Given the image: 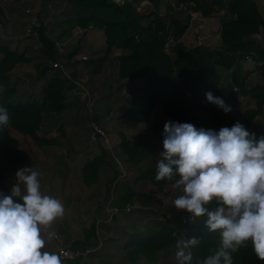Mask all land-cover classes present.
<instances>
[{
  "label": "trees",
  "instance_id": "1",
  "mask_svg": "<svg viewBox=\"0 0 264 264\" xmlns=\"http://www.w3.org/2000/svg\"><path fill=\"white\" fill-rule=\"evenodd\" d=\"M47 1L44 0L43 6L51 0ZM66 1L71 6L68 17L72 24L69 25V29L80 27L86 30L90 26L101 28L105 37L106 50L111 51L113 48L121 50L116 59L119 78L128 82V101L126 113L123 116L130 124L150 122L154 109L159 107L162 116L168 121L191 122L196 127L203 126L218 130L225 125L231 126L239 120L250 131L258 133L259 130H254L253 124L255 119L264 113V81H256L246 87L251 71L242 68V60L251 56L253 60L260 63V71L264 77V47L252 36L264 27V14H262L264 8L259 6V1L174 0L178 6L184 5L186 9H189L188 11L198 12L203 18L220 10H225L227 16L220 20L217 32L219 43L216 46L208 48L193 45V38H191L190 46L177 48L173 53L165 51L167 35L171 32L172 44L177 43L187 31L188 21L181 22L169 16L167 12L160 14L155 9L149 10L147 7V15H153V18L140 30L125 36L118 30L120 21L114 20L113 17L102 19L97 16V12L105 8L111 9V12L119 10V3L114 0ZM148 2L155 8L158 0H148ZM2 12L0 7V14ZM33 29L40 38L42 52L52 60V67L54 62L72 59L79 49V46L75 45L67 53H63V48L56 45V39L44 32L45 26L40 24ZM31 33L30 30L29 35ZM31 61L30 56L12 48L10 43H0V86H2L0 105L7 107L10 115L8 125L0 129V192L3 193L9 192L14 183L12 169L23 159L19 141L9 134L8 127L28 135L38 146L56 144V137L47 138L38 133L43 113L63 111L67 107L65 91L75 84L74 80L61 77L60 73L56 72L47 77L37 94L20 92L16 86L18 79L11 80V70L18 63ZM40 63L42 61L36 63L38 67L40 65L38 77H43L51 70L49 68L51 66ZM218 67L229 70L231 85L233 89H236L235 91L230 87L226 89L217 85L218 80L221 79ZM207 91H212L214 95L223 98L233 110L225 113L218 105L209 102L205 96ZM155 126L159 132L158 141L163 149V124L158 122ZM119 137L120 153L123 155L121 159L125 163L135 164L148 153L146 145H139L125 133L119 132ZM107 157V150L101 147L99 155L85 161L82 176L86 185L98 180L100 168L107 163ZM147 158L148 162L139 170L137 179L146 180L157 190L162 191L167 184L174 182L178 177V174H175L172 179L156 180L157 161L149 162V157ZM134 195L135 192L126 188L120 195L116 207L120 210L126 207L134 200ZM152 196L156 201H161L156 194L152 193ZM215 206V200L207 205L210 209H214ZM137 210L139 209L133 208L126 214L135 218L136 215L133 213ZM185 216L186 214H171L164 221L143 225L142 228L138 227L136 225L138 221L134 220V224L120 231L121 250L131 261L140 257L154 260L159 251L175 245L177 239L188 233V237H199V244L193 249V264H196L197 257L202 258L208 255L218 246L220 236L218 231L207 230L204 225L206 216L195 220H191L189 216L187 223ZM112 227L118 229V224L110 226L109 229ZM95 229L93 223L85 240L74 241L71 246L84 248L94 245L95 242H92L89 237L93 236L92 232H95ZM76 262L79 261H68L65 264ZM234 264H264V260H260L255 255L249 243L247 247H242L234 253Z\"/></svg>",
  "mask_w": 264,
  "mask_h": 264
},
{
  "label": "rangeland",
  "instance_id": "2",
  "mask_svg": "<svg viewBox=\"0 0 264 264\" xmlns=\"http://www.w3.org/2000/svg\"><path fill=\"white\" fill-rule=\"evenodd\" d=\"M114 1L119 3V10L116 9L111 12V9L110 11L109 9L105 8L98 11L97 16L98 18L102 19L113 17L114 20L120 21L118 30L122 35L126 36L136 30H140L142 27L146 26L149 20L153 18V15L149 16L146 13L147 7L149 6L146 3L143 6L137 8L136 5L134 7V0ZM43 2L44 0H0V7L3 11L0 14V43H10L12 48L17 49L19 52H25L26 55L32 58L30 63L16 64L10 73L12 81L18 79L16 85L18 90L20 92H25V94L28 92H31L33 95L37 94V92L40 91L42 83H44L47 77L51 76L53 73L59 72L61 77L70 78L73 73V68H76V70L79 71L77 73L79 78H76L78 83H75L72 87H70V91L68 89L65 91L68 97L78 96V103L76 105L73 104L68 106L66 110L64 109L60 113L54 111L43 113L44 121L38 131L39 134L45 137L58 136L60 142H57V144L54 145L51 144V146L43 145L40 147L36 145L28 135H24L12 129L11 127H8L9 134L18 139L19 148L22 150L24 155V158L21 160V162L15 166L22 167L24 165H29L34 170L38 171V179L40 180L41 184H46V189L50 188V190H52L48 194L59 198L64 205V215L56 218L48 227V231L54 232L55 236L48 238L47 232L42 233L46 239V250L57 251V248L60 245H72L73 240L82 242L85 240L86 235L90 233L91 225L94 223L96 231L92 232V237L91 235L89 237L92 242H95L94 245H89L91 248H93V251L85 260L76 262L74 264H177L175 258V245L166 250L159 251L154 260H147L143 257H140L135 261H131L126 258L125 253L121 250L119 237H121L120 231L125 229V227H130L133 224L132 215L129 217L126 212L123 211V209L116 213L112 212H114V207L117 205L120 195L126 188H131L133 189V192L138 194V196H143L144 194L145 198L148 200V205L154 206V208L158 209L157 211H159L155 212L153 208L145 209L143 214H145V220H147V222L150 220L157 222V220H159L158 216L162 211L163 213L169 215L186 214L185 218L187 223L191 213L187 212L186 210L176 209L172 203L175 197L182 194L181 188L175 185V180L178 177L174 180V182L167 184L165 186V190H162L167 192V195H165L164 192L157 190V188L150 182L137 179L139 174L138 167H142L148 162L145 160V155L140 158L141 160L138 161V164H136L135 167L134 163L129 164V166H133V168L130 170L124 169L123 172V170L117 169L118 171L115 173L113 169L110 168V176L108 177V180L105 181V186L100 189L102 191L101 199L98 200L100 204L96 209L95 196L94 199L92 196L86 197V195L89 193L85 196H82L83 193L81 190H83V187L81 184V176L78 178L79 167L70 166V168H67L66 166H63L62 162H70L76 159L77 156H80L81 153L79 152H82L85 145L88 144L85 135L87 133L89 136V130L86 123H84V121H86V117L88 118V116L86 114L85 107L83 106V97L85 96V91L82 90V85H88V77L91 74L88 70H86V67H84L83 61L89 56H95L103 53L104 49L106 48V43L101 28L90 26L88 29H86L89 34L88 36L87 32L83 31V29L80 27L69 29V25L72 24V21L68 17V12L71 6L66 0H51L50 3L45 4V6H43ZM257 2L260 7H264V0H257ZM112 7L116 8L115 5H112ZM154 9L160 14H165L167 12L169 16L176 18L181 22L189 20L188 15H192L190 12H193L196 18L199 15L198 12L188 11L189 9H186L184 5L178 6L174 0H158ZM226 16V11L220 10L217 12H212L209 17L205 18V25L208 29V32L211 34L209 43L205 45L206 47L212 48L219 43V39L215 34L218 32L220 27V20ZM198 20L201 21L199 18ZM193 22L194 23H192L189 28H187L184 36L181 37L177 43L172 44L171 42L165 51L173 53V51L177 48H185V46H190V42L192 41L191 38H193L192 32L194 29L192 26L194 27V24H196L197 20L195 19ZM40 24L46 27L44 31L45 33L55 38L56 42H61V44H63L61 45L63 47V53H67L69 50L74 48L75 45L79 46V49L74 56V60H77V64L69 63L65 60L60 61V59L56 57V59L62 62L63 67H56L55 69L52 67V60L46 57V55L42 52L40 38L38 33H36L33 29L34 26H39ZM28 29H30L32 32L30 35H26ZM58 35L60 36L59 39ZM84 36H86V38ZM252 36L258 38L262 44V47H264V28L261 29L259 33ZM114 49L115 50L113 52L115 54L120 53L119 48ZM39 61H42V63L46 64L47 66H51L49 67L51 70L47 72L46 76L38 77L40 65L38 67L36 66V63ZM116 62L117 63L115 66H118V60H116ZM242 68L244 70L251 71L246 82V87L251 86L256 81H264V77L260 71V63H257L255 60H253L251 56H248L245 60H242ZM115 69L117 70H113L115 75H110L112 76L110 77L111 81H113L115 78H118V69ZM110 70H112V68ZM218 71L221 74V79L218 80L217 85H221L226 89L228 87L233 89L230 81L229 70L226 71L218 67ZM102 75L103 73L100 72L98 74H93V77L96 81H99L101 80ZM123 83L128 84L127 81L122 80L121 84L119 85L120 90H122L121 86L124 85ZM115 85L116 83L112 82V90H109L108 92L107 90L104 92H99L97 90L90 92L89 90L91 97L95 93V102L97 101V104L95 103L96 108L100 110L101 113L106 117V124L102 126L110 140V145H112V152L117 156V152H120L121 150L119 147V132L121 131L126 133L127 137L136 141L139 145H146L148 148L149 162H156L160 158L162 146L157 138L159 132L157 128H155V124L160 122L164 125V123L168 120L164 119L160 108L156 107L153 111V117H151L150 122L148 121L147 123L141 122L139 124H134L133 128L132 124L123 123L120 126L121 130L116 127L117 130L120 131L112 133V122L117 120V117L121 119L117 123L123 121V119H126L123 118V115L126 113L125 106L120 107V110L119 112L117 111L116 115L109 114V101L106 100V96L109 93L110 95H117V91L113 90ZM124 89L125 91H122V95H120V98L123 102L126 100L128 101L127 86ZM67 91H69V93H67ZM111 98L113 99V96H111ZM70 100H73V98H70ZM73 112L76 113L75 119L77 120V124L72 120ZM126 121L128 120L126 119ZM253 128L258 129V132L264 133V113L255 119ZM72 136L74 138L72 139L70 145V138ZM98 147L100 150L101 147L105 146H102V144L94 145L96 151L98 150ZM95 150L93 149V152H95ZM108 153L109 166H116L115 161L112 158V154L110 152ZM119 156L122 158L120 154ZM49 159L51 160L50 163L53 164L48 162L50 161ZM45 160H48L46 161L47 164H45ZM123 165L126 166L124 161ZM68 171V179L66 177L65 180L63 178ZM15 172L16 170L13 173V178L16 179ZM62 179L63 184L60 183ZM67 184L68 186H66ZM41 189H43V186H41ZM66 189L67 193L64 194ZM54 190H57V192ZM156 192L163 198V201L160 204H153V201L150 202L151 194H155ZM170 195L172 198H170ZM134 200L138 201L139 204H142L138 199L135 198ZM94 209H96L95 213L92 211ZM106 215H108V217L114 215L113 220H111L109 224H118V229L117 227H115L116 229L112 227L108 232H103L97 229V224L102 222L101 219ZM136 225L140 228L143 227V224L140 222ZM188 236L189 235L187 233L184 237L187 238ZM110 237L112 239H109Z\"/></svg>",
  "mask_w": 264,
  "mask_h": 264
},
{
  "label": "clouds",
  "instance_id": "3",
  "mask_svg": "<svg viewBox=\"0 0 264 264\" xmlns=\"http://www.w3.org/2000/svg\"><path fill=\"white\" fill-rule=\"evenodd\" d=\"M140 2L134 0V7L144 5ZM146 4L149 10L154 9L148 0ZM205 96L225 113L233 110L212 91ZM9 120V110L0 105V129ZM88 120L89 116L87 125ZM162 136L163 149L156 162L155 179H172L178 174L175 185L182 194L173 199L175 208L191 213V220L206 216L207 230L219 232L218 246L208 255L197 257L196 264H234V253L249 243L255 255L264 260V133L257 136L239 120L218 130L169 120L163 125ZM110 148L105 149L114 159L112 145ZM15 177L17 182L9 192H0V264H65L64 250H46L42 234L47 232L48 238L55 236L48 227L64 215L63 203L42 192L39 173L31 166L18 168ZM213 200L216 206L210 209L207 205ZM198 244L197 236L177 239V264H193V249Z\"/></svg>",
  "mask_w": 264,
  "mask_h": 264
},
{
  "label": "crops",
  "instance_id": "4",
  "mask_svg": "<svg viewBox=\"0 0 264 264\" xmlns=\"http://www.w3.org/2000/svg\"><path fill=\"white\" fill-rule=\"evenodd\" d=\"M264 8V7H263ZM263 10L264 9H262V14H263ZM205 19V18H204ZM264 28V27H263ZM262 28V29H263ZM83 31H86V30H84L83 29ZM87 32V31H86ZM91 33H93V32H91ZM89 34H88V32H87V36H88ZM216 35V37H218V33H216L215 34ZM85 38H86V36H84ZM254 39H256V40H258V38H256V37H253ZM259 41V40H258ZM260 42V41H259ZM56 45L57 46H61V45H63V44H61V42H57L56 43ZM62 47V46H61ZM75 47V46H74ZM63 48V47H62ZM116 49H118V48H116ZM115 49L113 48L111 51H107L106 50V48L104 49V52L103 53H101V54H98V55H95V56H89L88 58H85L84 59V61H83V63H84V67H86V70H88L89 72H90V74L91 75H89V77H88V85H86L85 84V87L88 89V90H90V92L91 91H99V92H104L105 90H107V92L109 91V90H112V87H111V85H112V82L113 83H116V85H115V87H114V91H117V95L116 96H114V94H112V95H110V93L106 96L107 97V101H109V107H108V110H109V114L110 115H116V113H117V111L119 112V110H120V107H122V106H125L126 107V104H127V100L126 101H122V99L120 98L121 96L120 95H122V91H125V89L124 88H126V86H127V84L125 83L123 86H121L122 87V90H120V88H119V85L121 84V82H122V80H125V79H121V78H119V75H118V78H115V79H113V81H111L110 79V77H112V76H110V75H115V73H114V71L113 70H116L115 68H117L118 69V66H115L116 65V56L118 55V54H115L113 51H114ZM120 52H121V50H120ZM120 54V53H119ZM75 56V55H74ZM74 56L72 57V59H70V60H68L66 57H63V59H67L66 61H68L69 63H73V64H77V60H74ZM84 57V56H83ZM112 68V70H110ZM73 73H72V76H70V79H72V80H74V81H76L77 82V80H76V78L78 79L79 78V76H78V72L79 71H77L76 70V68H73ZM113 71V72H112ZM117 71V70H116ZM103 73V75H102V77H101V80H95L94 79V77H93V74H98V73ZM47 75V74H46ZM109 75V76H108ZM247 82V81H246ZM78 83V82H77ZM70 91V90H69ZM69 91H67V93H69ZM111 92V91H110ZM111 96H113V99L111 98ZM70 98H73V100H70ZM92 98H93V100H94V106H95V118L97 119V121H99L100 122V124L101 125H105L106 124V117H105V115L104 114H102L101 113V111L100 110H98L97 108H96V104H97V101L95 102V100H96V97H95V93L92 95ZM120 99H121V101H120ZM78 101H79V99H78V96H67L66 95V103H67V107L68 106H71V105H76L77 103H78ZM96 103V104H95ZM84 106V105H83ZM66 107V108H67ZM66 108H65V110H66ZM58 113H60V112H58ZM72 113V112H71ZM108 114V115H109ZM75 115H76V113L75 112H73V118H72V120H73V122H75L76 124H77V120L75 119ZM69 116H71V115H69ZM86 117V116H85ZM114 117H117V116H114ZM123 118H124V116H123ZM87 117H86V121H84V123H86V125H87ZM121 119H119L118 117H117V120H114L112 123V125H113V130H112V133H116V131H120L121 129H120V126H121V124H123V123H127V124H129V122L128 121H126V119H123V121H121V122H119V123H117L118 121H120ZM125 120V121H124ZM43 121H44V116H43V120H42V123H43ZM255 122V121H254ZM41 123V124H42ZM41 127V126H40ZM116 127H118V129H120V130H117V128ZM134 127V124H132V128ZM87 128H88V125H87ZM40 129V128H39ZM88 130H89V128H88ZM255 130V129H254ZM121 132V131H120ZM126 134V133H125ZM41 135V134H40ZM55 137V136H54ZM85 137H86V141L88 142V144H86L85 145V147H84V149L82 150V152H79V153H81L80 154V156H77V158L76 159H74V160H72V161H70V162H62L63 163V166H66L67 168H70V166H78L79 167V177L78 178H80V176H81V184H82V187H83V190H81V192L83 193L82 194V196H85L86 194H88V195H86V197L87 196H92L93 197V199H94V196L96 197V209H97V206L100 204V202L98 201V200H100L101 199V188H103L105 185V181L106 180H108V177L110 176L109 174V172L111 171L110 170V168L111 169H113V171L116 173L117 172V167L116 166H109V159H108V157L106 158V161H107V163H105V164H103L102 166H101V168H100V171H99V178H98V180L96 181V182H94V183H92V184H90V185H86L85 183H84V181H83V176H82V168H83V165H84V163H85V161L87 160V159H92L93 157H95V156H97V155H99V153H100V150H101V148H100V150H99V147H98V150L96 151L95 149L96 148H94V145H97L96 143H93V142H91L90 141V139H89V136H88V134L86 133V135H85ZM48 138V137H47ZM56 138H57V142H60V140H59V138H58V136H56ZM74 137L72 136L70 139V145H71V142H72V139H73ZM57 144V143H56ZM89 144H91V145H89ZM52 145H54V144H52ZM43 146V145H42ZM45 146H51V144L50 145H45ZM41 147V146H40ZM71 148V147H70ZM93 149L95 150V152H93ZM147 153V152H146ZM117 154L119 155H121V153L120 152H117ZM122 156V158H123V155H121ZM145 156H146V158L148 157V153L147 154H145ZM23 158H24V155H23ZM146 158H145V160H146ZM148 159V158H147ZM50 160V159H49ZM141 160V159H140ZM139 160V161H140ZM46 161H48V160H45V164H47L46 163ZM34 162V161H33ZM49 163L51 162V160L50 161H48ZM50 164H53V163H50ZM126 164V166H124L123 165V168L124 169H126V170H130L131 168H133V166H129V163H125ZM136 164H138V162L137 163H135V165H134V167L136 166ZM144 166V165H143ZM142 166V167H143ZM142 167H138L139 168V170L140 169H142ZM18 168H20L19 166H14L13 167V172L15 171V170H17ZM66 168V169H67ZM69 175V171L68 172H66V175H65V177L63 178V179H65L66 180V177ZM63 179L60 181V183L61 184H63ZM67 179H68V177H67ZM13 181H14V183H16L17 181H16V179L15 178H13ZM52 181V180H51ZM46 182V181H45ZM41 186H43V189H41L42 190V192H44L45 194H48V193H50V191H52V190H50V188H48V189H46V184H41ZM66 186H68V184L66 185ZM131 189V188H130ZM155 189V188H154ZM132 191H133V189H131ZM163 190H165V187H164V189ZM55 192H57V190H54ZM161 191V190H160ZM162 192H164V194L165 195H167V192H165V191H162ZM8 193V192H7ZM7 193H4V194H7ZM65 193H67V189L65 190V192H64V194ZM156 194V196H157V198H160L161 199V201L159 202V201H156L155 199H154V197L152 196V194H151V201L150 202H152L153 201V204H160V203H162V201H163V198H162V196L160 195V194H157V192L155 193ZM75 196H78V195H75ZM138 199L141 203H142V205H144V206H146L147 208L146 209H151V208H154V206H152V205H148L149 203L147 202L148 200L145 198V195L143 194V196L142 195H139L138 196V194H136V192H135V195H134V198L133 199ZM170 198H172V196L170 195ZM16 199H18V198H16ZM87 199V198H86ZM151 204V203H150ZM96 209H94V210H92L93 211V213H95L96 212ZM139 210H137L136 212H135V215H136V217L134 218V217H132V223L134 224V220H137V221H139L141 224H143V225H151V224H154V223H156V221L154 222L153 220H150L149 222H147V220H145V214H143V211L145 210V208L142 206V209H140V208H138ZM95 216V215H94ZM110 217V216H109ZM108 217V215H106V216H104V218H102L101 220H102V222H100L99 224H97V229L98 230H101V231H103V232H108L110 229H109V227L110 226H113V225H110L109 224V222L111 221V220H113V218H114V215H111V217L109 218ZM130 217V216H129ZM128 217V218H129ZM107 221H108V223H107ZM157 221H159V220H157ZM138 222V223H139ZM105 223H107V224H105ZM96 231V230H95ZM73 242H74V240H73ZM65 245H69V244H65Z\"/></svg>",
  "mask_w": 264,
  "mask_h": 264
},
{
  "label": "built area",
  "instance_id": "5",
  "mask_svg": "<svg viewBox=\"0 0 264 264\" xmlns=\"http://www.w3.org/2000/svg\"><path fill=\"white\" fill-rule=\"evenodd\" d=\"M141 7V5H138L137 8ZM198 18L201 20L199 21ZM197 20L196 24H194V27L192 26L193 32V45H197V46H205L206 44L209 43V38L211 36V34L207 31L206 25H205V19L203 17L200 16H194V14L192 13V15H190L189 20H188V28L189 26L194 23V20ZM30 33V29H28L27 34ZM184 35H182L181 37H183ZM173 40V36L171 34V32L168 33L167 38H166V44H165V49L169 46V44L172 42ZM54 67H61V63L60 62H54L53 63ZM235 89V88H234ZM83 90L85 91V96H84V106L86 109V112L89 116V120H88V127H89V138L92 142H96L99 143L101 142L102 144H104L105 147L111 149V145H110V140L107 136V133L105 131V129L100 125V123L95 120L93 118V114H94V104H93V99L91 98V96L89 95V92L86 88H83ZM260 134H262V132H258L257 135L259 136ZM114 161L115 163L118 165L119 169L123 170L124 169L122 167V161L119 157L114 156ZM142 205L138 203V201L133 200L132 202L128 203L126 205V207L122 208L123 211L128 212L133 208H141ZM114 212L112 213H116L121 211L118 207H114ZM155 212H159L157 210L154 209ZM169 214L163 213L161 211V214L158 216L159 221L161 220H165L167 217H169ZM64 250V252L67 254L66 256H64V260L65 262L68 261H82L85 260L89 254L93 251V248L91 247H77V248H73L71 245H60L57 248V251L60 250Z\"/></svg>",
  "mask_w": 264,
  "mask_h": 264
},
{
  "label": "water",
  "instance_id": "6",
  "mask_svg": "<svg viewBox=\"0 0 264 264\" xmlns=\"http://www.w3.org/2000/svg\"><path fill=\"white\" fill-rule=\"evenodd\" d=\"M140 3H141V4H145V3H147V0H141Z\"/></svg>",
  "mask_w": 264,
  "mask_h": 264
}]
</instances>
